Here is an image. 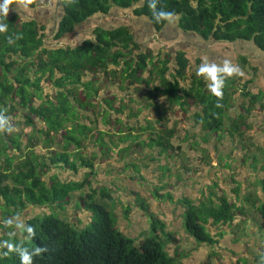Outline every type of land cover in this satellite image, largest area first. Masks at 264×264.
Wrapping results in <instances>:
<instances>
[{"label":"trees","instance_id":"1","mask_svg":"<svg viewBox=\"0 0 264 264\" xmlns=\"http://www.w3.org/2000/svg\"><path fill=\"white\" fill-rule=\"evenodd\" d=\"M46 4L60 8L52 30L38 19ZM33 9L37 16H26ZM157 9L175 13L179 30L203 42H251L264 53V0H158ZM113 10L130 11L132 21L146 19L156 35L168 25L155 20L148 0H35L28 10L13 4L8 17H0L7 24V31L0 33V110L15 129L0 133V264H21L19 254L5 242L30 252L46 248L33 256V264H182L166 250L178 244L174 233L143 201L138 204L150 219L147 235L137 240L139 234L130 237L119 230L113 192L106 185L93 187L94 169L104 162L106 174H117L120 159L130 173L126 179L135 182L140 169L151 164L159 166L162 180L172 162L198 152L180 170L199 174L212 160L208 143L214 145L211 151L219 164L229 158L227 149L222 152L227 139L232 154L253 170L250 177L259 180V191L240 198L237 187L231 202L218 184H210L202 199L174 202L169 192L160 194L167 188L163 185L150 196L177 204L185 233L199 244H218L209 228L245 217L242 203L251 205L264 231V147L255 148L250 132L256 106L264 111L263 92L252 94L245 85L238 95L236 81L229 78L218 101L185 51L152 43L140 46L129 22L130 27H94L89 36L70 42L80 25L108 17ZM241 61L246 63L244 57ZM101 82L117 92L107 90L103 97ZM134 94H140L138 99ZM240 98L244 101L236 110ZM98 122L105 131L97 129ZM221 168L231 170L229 162ZM56 169L84 174L83 180H61ZM71 202L90 218L68 221L63 212ZM32 209L44 210L24 221L34 236L6 223Z\"/></svg>","mask_w":264,"mask_h":264},{"label":"rangeland","instance_id":"2","mask_svg":"<svg viewBox=\"0 0 264 264\" xmlns=\"http://www.w3.org/2000/svg\"><path fill=\"white\" fill-rule=\"evenodd\" d=\"M47 4L42 7V10L38 15V19H39V21H41L45 25L46 28H48L49 30H52L54 28L55 21H57L60 17V8L57 7L58 6L57 4H55V5L51 4L49 6ZM38 12H39L38 10H34V9L29 10L26 12V16H31V17L37 16ZM175 21H177V20H175ZM109 22L111 24L110 26H117V25L129 26L130 25L128 22L124 23V21H120V20H110ZM90 23L91 22H87V24H85L84 27L86 28V27L90 26L91 25ZM131 26L132 27H130V26L129 27L131 28L132 31L135 32L136 36L138 38H140L141 41H143V38H145L144 42L147 41L149 43H152V45H154V46L157 44H163V45H166L169 47H174V46L180 45L177 49L187 51L189 53V57L192 61V64L195 67H198L201 63H203L205 61L215 62V63L219 64V63H222L223 60H230L234 64L239 65V67L242 69L244 75L243 76H234L231 78V79H234L236 81L237 89H238L237 90L238 95L242 91L245 92V90H243V87L246 85V89L248 91H250L252 94H258L259 91L263 92V103H264V76H263L264 75V53H262L258 49H256L255 46L251 42L238 41V42L234 43L233 45L229 44L228 46L214 45L212 43L203 42L195 34H186V33L181 32L178 28V22H174L173 24H169V26L164 28L159 33V35H157L156 37L155 36L151 37V38H148V36H149V24H148V21L146 19L142 18V19H138V20H133L131 23ZM45 33H46V31H45ZM47 34H48V32H47ZM89 34L90 33H86V34L84 33V37L89 36ZM243 57L245 58L246 63H243L241 61V59H243ZM253 69H254V71H253ZM254 74H255V76H253ZM250 80L254 81V83L248 84V82ZM100 89L102 90V92H100V93L103 97L105 96V92H108L107 90H109L105 87V85H103L102 82L100 83ZM109 91H112V92L116 91L117 92V89L114 88V89H110ZM46 92H48L47 89H46ZM140 94H134V95H132V98L138 99ZM243 101H244V99H242V98H240L237 101L236 110L239 107V104ZM102 107H103V105H101V108ZM96 111L99 112L98 110H96ZM235 113H236L235 110L230 112L231 115H234ZM97 117H99V120H100V116H97ZM143 117H145V116H143ZM143 117H141V120L143 119ZM113 119L114 118H112V120ZM19 120L20 119H17L16 121H19ZM85 122L87 125H91L89 122H87V121H85ZM250 123L252 124V129L250 132H251V135L254 137V141H252V142L254 143L255 148H257L259 146L264 147V128H263V126H264V111H261L258 106H256V109L254 110V112L251 115ZM98 125H99V128H97V129L105 131L104 129H102V127H101L102 125L100 122H98ZM22 129L25 132H27V130L25 128L21 127V130ZM193 133L196 134L197 132H193ZM207 146L209 148L207 150V153H208L210 158L212 157V160L210 162V165H208L207 167L203 168L201 166L202 170L199 172L198 175L194 176L192 174L193 176L188 177V178L191 177L192 181H195L194 185H199V186L190 187L189 191H194L196 189H199V187H201L202 185H203V187L207 188L208 183L211 185L218 184V187L220 189H222V191L226 194V196H228V200L231 202H232V200L235 201L232 198L233 197L232 189H235L237 187H239L240 198H243L246 195L251 196V194H253L255 191H259V180H257V177L251 178L250 176H252V174L254 175V173L250 174L251 173L250 172L248 174L247 168L243 169L241 167L240 162H241L242 157L237 156L238 154H232L231 147H229L227 149L228 144L223 146L224 149L222 150V152L225 149H227V152L230 153L229 158L225 159L222 162V164L218 163L217 159H215L216 154L211 151V149L213 148L214 145L212 143H208ZM202 148H205V147L202 146ZM255 148H253V150ZM36 150L40 151L39 148H37ZM89 150H91V149L89 148L87 151L86 150H84V151H85V153H90ZM254 152H255V150H254ZM193 154H194V156H193L194 158L199 157L198 152L193 153ZM116 158H118V157H114V159H116ZM188 160H189V157H188ZM188 160L186 159V156H184L182 159H176L174 162H172V165L177 166V168H180L181 165L188 164V162H187ZM117 161H119V164H116L118 173L117 174L114 173V176L116 178H121V179L117 180L119 182L115 181V179L107 178L105 176L104 177L103 176H97L98 173L101 174V173L107 172V169H108L107 163H104V162H100L96 166V168L94 169L95 173H97L96 177L94 179L91 177V180L93 179L96 183V185L94 184L93 187H96L97 185H106V186H108L109 189L112 190V192H113L112 196L116 202V206L114 208V213L117 215V217L120 219L126 218L125 222L128 220V223L130 221L129 219H134L136 221V223L139 220L145 219V221L146 220L149 221V224H150V219H149L148 215L145 212H143L141 210V208L139 207V204H138L139 200L143 201V203H146V205L148 206L149 213H152L153 216L156 213V209H158L157 207L154 209L153 206H157V204H158L159 205L158 207H162V212H163L162 216L165 217L166 214L164 213L163 209L166 208V210L168 211L169 208L171 207V205L167 206L165 204L167 202V200H159L158 199V200L154 201L151 198L150 194L152 192V189L159 188V187L163 186L164 184L167 185L168 182H169V186L171 185V187L168 188V191L171 188L174 189L175 183H179L178 180H180V179H178V178L172 179V184H170V180H168V179H165L162 181L161 180L162 172L159 169V166L149 164L150 166H148L147 168H141L140 169L139 177L135 182L127 181L126 184L128 186L124 187L123 182L126 181V179H124V176L129 171L122 169L123 168V161L122 160L118 159ZM226 162L227 163L230 162V169L233 170V174L231 175L232 179H230V177H229L230 174H228V173H230V170L221 168L223 166V164ZM197 163L199 166L201 165L199 162H197ZM193 167L198 168L197 166H193ZM119 170H121V171H119ZM53 171H54V174H56L61 180H83L84 174L74 176V175L70 174V172H67V171H60L57 169L53 170ZM136 176H138V175H136ZM140 176L142 178H140ZM188 178L184 177L182 180H187ZM120 180H122V183H120ZM254 180H255V183H254ZM131 183H132L133 187L129 186ZM182 184H186V183H181V185ZM114 185H116L118 188L114 187ZM145 188H147V189H145ZM247 188L249 189L247 191L248 193L245 191V189H247ZM131 189L134 190V192L137 194V196H134V194L130 195L129 191ZM86 190H87V188H85L84 191H86ZM207 192H209V189ZM174 193H177L176 190L174 191ZM259 195L262 196L261 193H259ZM168 202H171V201H168ZM151 205H153V206H151ZM242 205L244 207V212H246L247 215L245 217L241 218L240 224H238V226H237V224H233V226H235V225L236 226L233 229H231V232L233 233V237H234V239H236V243H237L236 247L238 248L239 253L242 252L243 256L245 257V259H243V258L239 259V264H264V256H263V252H264V231H262L258 227V218L255 215L254 210L250 208L251 205H249L247 203H242ZM64 209H65V211L63 212V215L70 222L75 223L74 220L76 219V217L83 218L84 220L87 219L86 217L90 218V213L87 212L85 209H83L81 205L76 206V208L74 210V202H71L69 205L65 206ZM126 211L128 212V216L125 214ZM173 211L174 210H172V212ZM42 212H44V210H41V209H32L30 211L27 210V213L25 212L23 214L22 218H19L13 222L14 223L13 230L16 229L15 224L18 223L19 221H22L24 223L27 216L30 218L31 216L37 215V214L42 213ZM55 215H57V214H55ZM173 215L175 216V212L173 213ZM179 218L181 219L182 216ZM159 220L165 224V222L163 220H161V219H159ZM173 221H174V219L171 217L169 219V222H170L169 226L174 230L175 234H173V235L178 240V244H180L179 246H180L181 250L182 249L185 250L187 255L189 256L192 251L197 250L196 247L198 245H203V244H199L196 240H194L191 237L190 238H183L181 235V233L183 232L182 228H179L178 223H173ZM129 224H130V226H132L130 228L133 231L136 229H141L140 226H135L134 222H131ZM81 226H82V224H81ZM183 229H184V232H186L184 226H183ZM226 230H225V232H226ZM228 231H229V229H228ZM130 232L131 231H129L128 233H126L124 235L130 236L129 235ZM147 232L148 231H140L139 236L136 239L138 240L141 237H145L147 235L146 234ZM224 235H225V240L229 241L230 238L228 236H226L227 234H224ZM221 245H223V244H221ZM173 249H174V247H171L170 251H172ZM205 249H208L210 254L207 253V259L203 258L204 255L202 254L199 259L203 258L204 260L201 261L200 264H221V263H223V262H220V260H224L226 264H231L230 260L229 261L225 260L226 259L225 255H224V257H222V255L219 254L220 250L218 251L217 245L208 246V248H205ZM199 252L200 251L196 252V253H198L197 255H200ZM216 252H218V253H216ZM222 253H225V252H222ZM229 256H230V254L228 255V257ZM233 258H235V257H233ZM180 260H182V261L184 260L185 262H188L185 258L180 259ZM187 264H191V261H189Z\"/></svg>","mask_w":264,"mask_h":264},{"label":"crops","instance_id":"3","mask_svg":"<svg viewBox=\"0 0 264 264\" xmlns=\"http://www.w3.org/2000/svg\"><path fill=\"white\" fill-rule=\"evenodd\" d=\"M111 13H113V14H111L108 17H99V16H97V17H94V18L90 19L87 22H91L90 23L91 25L88 26V27H86V28L84 26H85V24H87V22L84 23L83 25H80L77 28V30H76L77 31V34L70 39V42L71 43L75 42V39H78L77 37L84 35V33L85 34L86 33H89L94 27L105 26V28H110V27H119V26H121V25L110 26L111 25L110 22H109L110 20H120V21H124V23H127V22H129L130 24L132 23V20H129L130 11L113 10V12H111ZM175 20H177V19H175ZM175 22H178V21H175ZM167 26H169V23H168ZM167 26H165L164 28H166ZM132 33L134 34V38L138 42V44L140 46H149L151 44V43H149L147 41L144 42L145 38H143V41H141V39L136 36V34H135L134 31H132ZM154 36L156 37L157 35L149 28V36H148V38H151V37H154ZM214 45H217V44H214ZM218 45L228 46L229 44H218ZM155 46H157V45H155ZM179 46H174L172 48L177 49ZM160 47L162 49L163 48H165V49L166 48H170L169 46H166V45H163V44H158V48H160ZM185 53L189 55V53L187 51H185ZM228 142H229V140L227 139V141H225V144L224 145L228 144ZM229 147H230V144H228L227 149ZM188 156L189 157H193L194 155L193 156L188 155ZM211 159H212V157H211ZM230 162H229V164H230ZM184 165L185 164L181 165L180 168H177V166L174 167L173 165H170V172H168L165 175V178L162 179V181L165 180V179H168V180H170V184H172V179H177L178 178V179H180V180H178L179 183H175L174 189L171 188L172 190L169 189V191H168V188L171 187V185L169 186V182H168L167 185L164 184V185L167 186V188L165 190L161 191L160 194H164L166 192H169L172 195L174 201L180 199L181 197L188 198V199H190L192 201H196V200L202 199L203 196H205L207 194V188L206 187H203V185H202L201 187H199V189H196L194 191H189L190 190V187H192V186H199V185H194L195 184V181H192L191 177L190 178H188V177L189 176H193V175L196 176L198 174H194V173L190 172V170H188V171L180 170L181 167L184 166ZM187 165L190 166V164H187ZM191 166H194V165H191ZM241 167L243 169L247 168V167H243L242 164H241ZM249 168H247L248 174L252 170V169H249ZM252 173L253 172H251L250 174H252ZM127 174H130V173L128 172ZM228 174H230V175L233 174V170H230V173H228ZM97 176H103V177L105 176L107 178L115 179V181L117 179H121V178H116L114 176V173H109V174H106V172L101 173V174L98 173ZM125 176H124V179H126ZM252 176H253V174H252ZM184 177H187L188 179L187 180H182ZM120 181L122 183V180H120ZM127 181H129V180L126 179V181H124L123 184L127 185L126 184ZM129 182H131V181H129ZM181 183H186V184H182L181 185ZM130 185H132V183ZM209 185L210 184L208 183L207 186H209ZM145 189H147V188H145ZM175 190H176L177 193H174ZM221 191H222V189H221ZM165 204L167 206L168 205H171V207L169 208L168 211L166 210V208L163 209L164 213L166 214L165 217L162 216V213H163L162 212V207H158L159 206L158 204H157V206L151 205V206H153L154 209L156 207L158 208V209H156L155 216H157L159 219H161V220H163L165 222V226H166L167 231H169L171 233H174V230L169 226V223H170L169 222V219L172 217L174 219L173 223H178L179 228H182V230H183V232L181 233L182 237L183 238H190L184 232V229H183V219L182 218L181 219L179 218V217L182 216L183 210L177 204H175L174 202L171 203V202H168L167 201ZM172 210H174V211L172 212ZM174 212H175V216L173 215ZM127 216H128V214H127ZM125 220H126V218H122V219L118 218L117 227L124 234L128 233L129 231H131L130 232V234L132 235L131 237L137 236L140 231H146L148 229V227H149V221H147V220L145 221V219L139 220L137 223H136V221L134 219H129L130 220L129 223L134 222L135 223V226H140L141 227V229H136V230L133 231L130 228L132 226H130V224L128 223V220L126 222H125ZM240 220H241V217H238V219H235V221H233L230 226H217V227H214V228H209L210 234L212 236H214L215 239H218V244H216V245L218 247V251L220 250L219 254H221L222 257H224V255H225V258H226L225 260H227V261L230 260L231 261V264H239V259H242V258L245 259V257L243 256L242 252L239 253L238 248L236 247V244H237L236 243V239H234L233 233L231 232V229H233L236 226V225L233 226V224H237V226H238V224H240ZM228 229H229V231H228ZM225 230H226V232H225ZM218 234H220L221 237L216 238V235H218ZM224 234H227L226 236H228L230 238L229 241H226L225 240V235ZM221 244H223V245H221ZM179 245L180 244H177V246H179ZM177 246L174 247V246H170L169 245V246L166 247V250L169 252L170 256H177L180 259L185 258L188 262L191 261V264H200L201 261L204 260L203 258L207 259V253H209L208 249H205V248H208V245H198V246L196 245L197 246L196 247L197 250L196 251H192L189 256L187 255V253H186L185 250H183V249L181 250L180 246H179V248ZM171 247H174V249L172 251H170ZM197 251H200L199 252L200 255H197L198 254V253H196ZM222 252H225V253H222ZM216 253H218V252H216ZM202 254L204 255V257L201 258V259H199ZM229 254H230V256L228 257ZM233 257H235V258H233ZM180 261H181L182 264H187L188 263V262H185L184 260L183 261L180 260ZM220 262H223L221 264H226L224 260H220Z\"/></svg>","mask_w":264,"mask_h":264},{"label":"clouds","instance_id":"4","mask_svg":"<svg viewBox=\"0 0 264 264\" xmlns=\"http://www.w3.org/2000/svg\"><path fill=\"white\" fill-rule=\"evenodd\" d=\"M35 3V0H0V17L7 18L12 5H17L18 8L28 10L31 5ZM158 0H148V7L153 13V17L157 22H167L173 24L175 22V13L158 10ZM7 31V24L0 21V33ZM21 37H17L19 39ZM8 42L13 43V39L9 37ZM196 75L202 77L207 83L206 87L209 92L217 98V100L223 99V89L225 87V81L234 76H243L244 73L239 65L234 64L230 60H223L222 63L208 62L201 63L196 70ZM15 131L11 124V118L6 116L3 110H0V133ZM11 225L12 220L6 221ZM16 228L27 231L29 237L34 236L35 232L31 226H26L22 221L15 224ZM6 243V246L10 251L15 250L21 259V264H33V256H38L43 252H46V248L37 247L34 251H29L26 248L16 247L13 244Z\"/></svg>","mask_w":264,"mask_h":264}]
</instances>
